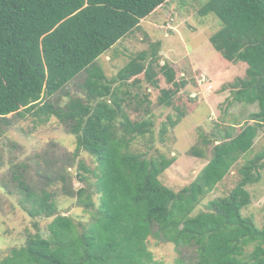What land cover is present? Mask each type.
<instances>
[{
    "label": "trees",
    "instance_id": "1",
    "mask_svg": "<svg viewBox=\"0 0 264 264\" xmlns=\"http://www.w3.org/2000/svg\"><path fill=\"white\" fill-rule=\"evenodd\" d=\"M172 1L0 0V122L11 125L8 115L15 114L31 115L34 125L52 117L64 124L75 143L66 169L75 168L71 175L79 183L67 187L63 175L46 176L59 190L38 191L27 184L24 167L12 163L9 175L33 231L0 257V264H164L149 247L151 236L172 242L178 253L194 247V264H264V224L257 226L243 213L251 203L247 187L264 176V152L244 160L227 195L199 208L264 129V0H207L198 10L221 22L209 37L212 47L228 62L246 63L243 77L221 87L230 88L229 103H256L258 109L240 129L234 122H218L200 134L202 147L189 153L202 158L209 148L210 157L177 190L160 179L175 156L152 143L154 135L163 142L185 115L177 103L188 99L181 92L186 81L168 62L160 64L159 41L125 53L127 61L113 76L97 62ZM82 74L81 91H65ZM159 74L171 87H159ZM151 87L159 90L156 104L174 110L157 133ZM61 93L64 100H53ZM138 141L143 151L134 148ZM56 149L49 143L42 156L49 158ZM83 152L94 158V170L80 158ZM58 192L89 217L76 218L62 208ZM44 219L46 234L39 223Z\"/></svg>",
    "mask_w": 264,
    "mask_h": 264
},
{
    "label": "rangeland",
    "instance_id": "2",
    "mask_svg": "<svg viewBox=\"0 0 264 264\" xmlns=\"http://www.w3.org/2000/svg\"><path fill=\"white\" fill-rule=\"evenodd\" d=\"M206 1L173 0L151 17L141 20L139 27L125 35L118 47L109 49L97 61L108 76H113L127 61L125 53L147 50L150 41H159L160 64L168 62L179 72L177 78L181 77L186 81L187 84L181 92L184 95L188 93V99L181 98L177 103L185 110V115L174 128L167 131L163 142H160L158 135H154L152 143L167 156H175L174 163L160 176L162 183L174 190L191 182L210 157L209 148L202 158L189 153L193 146L202 147L199 143L200 134L206 135L218 122L224 125L234 122L237 129H240L249 119V114L258 109L256 103L248 105L234 101L230 104V88H221L224 83L228 84L234 82L237 77H243L247 66L242 61L228 62L212 47L209 37L221 27V22L212 13L205 16L198 14V10ZM158 76L159 87H171L162 75ZM83 79L84 74L77 77L65 91L71 90L75 94L80 92L79 83ZM206 80L208 82L204 86L200 85ZM63 94L55 95L53 100H64L66 97ZM158 94L159 90L154 88L151 110L154 114L156 133L168 115L174 114L172 108L156 104ZM130 117L136 118V115L131 113ZM8 119L11 123L9 126L0 122V257L5 256L12 247L21 246L27 233L33 231L32 218L22 207L21 197L9 175L12 163L24 167L27 184L38 191L41 188L49 191L59 190L52 182L53 179L51 183H47L46 176L59 179L57 176L63 175L67 187L73 184V187L77 188L79 184L71 175L75 174V168L66 169L70 162L67 158L74 150L75 143L64 124L54 117L37 125L33 124L31 115H26L25 118L15 114L8 115ZM49 143H56L57 149L49 158H45L42 153ZM141 143L135 142L134 148L143 151L145 147ZM261 152H264V129L258 130L251 150L242 156L223 181L203 199L199 208H204V204L211 199L227 195L238 181L237 171L240 165L244 160ZM80 158L90 168L95 169L96 162L92 156L83 152ZM62 182L61 180L60 183ZM247 190L251 195V203L243 213L251 214L256 220V225L261 227L264 224V176L259 183L247 187ZM57 198L60 206L70 208L69 212L76 218L89 217V213L75 206L74 199L59 192ZM47 222V219L39 222L44 234L47 232ZM149 247L155 258L164 264H176L178 258L183 264H194L195 250L192 246H184L178 253L172 242L151 236Z\"/></svg>",
    "mask_w": 264,
    "mask_h": 264
},
{
    "label": "clouds",
    "instance_id": "3",
    "mask_svg": "<svg viewBox=\"0 0 264 264\" xmlns=\"http://www.w3.org/2000/svg\"><path fill=\"white\" fill-rule=\"evenodd\" d=\"M208 81H204L203 83H201L200 85L204 86V84H206Z\"/></svg>",
    "mask_w": 264,
    "mask_h": 264
}]
</instances>
